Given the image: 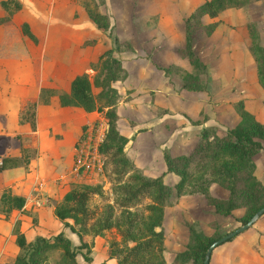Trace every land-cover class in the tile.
Returning a JSON list of instances; mask_svg holds the SVG:
<instances>
[{
	"label": "rangeland",
	"instance_id": "rangeland-1",
	"mask_svg": "<svg viewBox=\"0 0 264 264\" xmlns=\"http://www.w3.org/2000/svg\"><path fill=\"white\" fill-rule=\"evenodd\" d=\"M18 1L19 8L5 9L0 4V100L17 96L22 103L19 123L31 126L30 120H35V115L31 117L30 112H35L37 101H55V105L62 106L59 94L69 92L67 88L74 75L87 72L91 78L101 79L107 54L100 56L111 49L128 71L124 79L113 82L123 95L116 105V129L127 137L124 150L140 167V172L147 175L162 172L164 182L172 187L164 206L162 224L155 227L164 231L165 264H194L190 254H178L187 249L189 253L195 244L192 230L209 237L225 234L247 218L255 196L252 200L244 193V177L236 180L231 190L222 182L210 180L211 175L206 170L198 176L199 172L194 169L200 163L210 165L211 160L208 154L202 153L194 155L187 170L184 191L177 193L174 186L180 175L165 171L163 151L178 155L192 149L206 128L218 136L224 135L241 118L239 103L264 124L261 81L264 72L259 69L264 66V0H240L239 5L226 7L212 17L195 12L205 0ZM90 11L104 15L105 18H100L106 26L92 19ZM6 16L13 20L12 24H3ZM195 16L198 19L195 20ZM187 18H190L188 26L193 51L205 67H192L188 57L179 52L184 44ZM23 21L29 23L37 40L22 34L20 24ZM119 41L121 47L117 48ZM251 46L255 48L258 62ZM31 67L38 68V72L32 73ZM185 71L198 73L204 89L184 88L182 74ZM37 79L44 81L38 92L34 88ZM93 89L97 92L99 87ZM67 106L86 112L80 105ZM97 111H87L89 114L77 133L73 123L50 130L55 142L45 143L57 147L55 175L59 176L57 184L61 186L58 190L60 200L56 204L63 203L64 193L77 183L91 180L96 185L87 202L91 213L84 216L82 223V214L77 215V222L74 217H67L74 231L62 225L74 232V245L80 243L77 232L88 243L87 247L79 249L77 264L85 260L82 251L92 255L100 248L109 253L116 246L121 248L118 260L141 231L144 232L149 215L146 205L151 202L150 197L144 196L134 205H120L118 200L125 196L122 189L134 187L135 182L131 179L132 170L119 176L122 163L117 162L119 154H114L112 148H107L104 172L98 177L82 180L83 176L77 180L69 173L74 145L88 123L96 119ZM2 122L0 120V124ZM19 133L13 137L21 138ZM7 139V134H0V154L4 153ZM109 141L108 138L107 144ZM252 166L256 177L264 184V149L253 154ZM202 180L213 197L233 199L230 213L218 210L202 191L197 190ZM22 213L18 209L6 212L0 202V218L21 220ZM28 219L34 225L38 217L29 214ZM45 226L53 228L47 236L56 233L48 216H45ZM96 240L102 247L94 246ZM4 244L9 246L6 240ZM57 253L58 249H50L40 264H57ZM16 254L9 255L8 260L0 264L12 263ZM151 260L153 257L142 255L128 258L121 264H148ZM210 263L264 264V213L248 228L214 247Z\"/></svg>",
	"mask_w": 264,
	"mask_h": 264
},
{
	"label": "trees",
	"instance_id": "trees-1",
	"mask_svg": "<svg viewBox=\"0 0 264 264\" xmlns=\"http://www.w3.org/2000/svg\"><path fill=\"white\" fill-rule=\"evenodd\" d=\"M241 3L240 0H205L199 6H197L195 12L207 13L209 16H216L221 10L229 6H237ZM0 4L3 8L9 9L19 8L20 2L18 0H0ZM90 16L99 24L101 18H105L99 12L90 11ZM195 20L198 19L196 16ZM3 20H10L9 17H3ZM192 20V19H191ZM190 18L186 19L185 25V38L184 44L179 49L182 55L188 57L192 67H205V63L195 54L191 44V31L188 26ZM22 34L26 35L31 40H37L35 33L31 30L27 21H23L20 24ZM122 42V41H121ZM120 41L117 43V48H120ZM255 59L258 62V56L255 53L254 46H251ZM103 54H107L105 58L103 77L101 79L96 76L91 78L87 72H81L73 76L70 81L69 92H63L59 94L60 105L76 104L82 106L86 111L98 110L102 111L106 122L108 123V129L105 133L104 139L100 145V151L105 159L107 158V148L114 149V154H119L118 161L122 163V169L118 172L119 176H122L125 172L132 170L133 175L131 179L135 182V186L132 188H123L122 192L125 195L118 200L122 206H131L139 202L144 196H148L151 202L146 205L149 210L148 219L145 222L144 232L141 231L138 239L134 240V243L127 247L122 256L117 260L118 264L121 261H125L128 258H138L139 256L146 255L153 257V260L148 264H165L164 259V231L163 229L156 230V226H161L164 206L167 198L170 195L172 187L168 186L163 180V173L156 175H147L138 170L140 168L134 162V159L127 155L124 150V145L127 141V137L121 135L117 131V111L116 105L123 98L122 93L113 84L116 80H122L127 76V69L123 65L121 59L115 56L111 49L105 50ZM264 60V54H263ZM264 72V66L259 67ZM264 86V79H261ZM94 86L99 87V91H94ZM182 86L188 90H201L204 89V83L201 82L200 75L193 73L192 71H185L182 74ZM238 112L240 114V120L237 124L227 129L226 133L222 136H218L215 132L203 129L196 145L184 153L178 155H172L168 150L163 151V158L165 162V171H174L180 175L179 180L175 183V190L177 193L184 191V184L186 182L188 168L194 160V155L202 153V155L208 154L210 156V165L200 163L194 171L199 172L198 176L205 174L203 170H206L210 175V180L219 181L227 185L231 190L234 189L236 180L244 177L243 191L253 200L252 211L247 214V218H244L243 223L246 222L253 213L264 205V184L258 179L253 172L252 156L259 150L264 149V124L258 121L247 109H245L242 103H239ZM31 117H34L35 112H30ZM31 128H35V120H30ZM108 138L110 139L109 143ZM30 148L23 147L22 154L20 156H2L0 157V171L29 163ZM96 190V185L85 182L77 183L73 187L69 188L63 195V203L55 204L54 213L63 222L65 226H69L74 231L73 223L67 220V217H74V222L79 221L78 214H82L80 223L83 222L84 216H88L91 213L88 208V199L92 191ZM198 191H202L206 198L215 205L218 210L230 213L234 201L232 198L227 200L218 199L213 197L208 192L207 183L204 180L200 181V185L197 188ZM1 204L3 209L8 212L12 209H20L25 203V197L18 194H12L9 190L4 189L0 195ZM224 203H227L225 205ZM80 243L74 245L70 238L64 235L63 231H58L53 235L44 236L37 235L33 240H28L23 231L19 228L15 230V242L19 246L20 250L16 254L15 259L9 264H40L41 259L46 258L50 249H58L57 264H77L76 255L79 249L87 247L88 243L83 238L80 232H77ZM195 244L190 248L178 254H190L194 264H203V258L207 247L210 243L218 237H209L199 232L192 230ZM228 240V239H227ZM223 243V242H222ZM221 244V243H220ZM22 250V251H21ZM88 250V249H87ZM121 248L119 246L113 247L109 250V256L118 257ZM21 251V252H20ZM82 256L85 260H91V254L86 251H82ZM159 256L156 261L155 258ZM117 259V258H116ZM56 264V263H54Z\"/></svg>",
	"mask_w": 264,
	"mask_h": 264
},
{
	"label": "crops",
	"instance_id": "crops-1",
	"mask_svg": "<svg viewBox=\"0 0 264 264\" xmlns=\"http://www.w3.org/2000/svg\"><path fill=\"white\" fill-rule=\"evenodd\" d=\"M12 21V19L3 21V24L9 25L12 24ZM31 68L32 73L34 71L38 72V68ZM43 84L42 79L40 81L37 79L35 81V91L38 92V88ZM69 88L70 82L67 91ZM21 108L22 103H20L17 96H8L0 100V120L4 121L0 124V134H7L8 136L3 148L4 153L0 154V157L6 155L20 156L23 147L33 149L29 151V163L0 171V195L6 189L12 194L25 197L24 205L18 209L23 211V219L0 218V263L8 260L9 255L14 257L15 253L20 250L15 242L16 228L23 231L28 240H33L37 235L47 236L46 233L53 228L45 226V216H48V219L50 218L54 224V230H62L64 235L70 238L71 241H76L74 232L63 227V222L54 213L55 204L60 200L58 190L61 186V183L57 184L59 176L55 175L57 169L54 157L57 147H49L45 143L55 142V136L50 133V130L61 129L64 123H73L77 133L80 125L84 122V117H87L89 112H83L67 105H55V101L51 103L37 101L35 106V128L32 129L28 123H19V110ZM97 114H99L98 111ZM2 116L4 117L2 118ZM15 129H21V131H15ZM17 132H20L21 138L13 137L17 136ZM29 214H36L38 217L37 223L34 225L29 223ZM5 240L9 245L8 247L4 244ZM94 246L102 247L100 241L97 240ZM79 264H118V262L114 256H109L106 250L99 248L96 252H93L90 261L82 259V261L79 260Z\"/></svg>",
	"mask_w": 264,
	"mask_h": 264
},
{
	"label": "built area",
	"instance_id": "built-area-1",
	"mask_svg": "<svg viewBox=\"0 0 264 264\" xmlns=\"http://www.w3.org/2000/svg\"><path fill=\"white\" fill-rule=\"evenodd\" d=\"M108 129L104 115H97L93 122L88 123L73 150V161L69 173L77 180L96 178L104 172L105 159L100 151L101 142ZM86 182V181H84ZM88 182L91 183V180Z\"/></svg>",
	"mask_w": 264,
	"mask_h": 264
},
{
	"label": "water",
	"instance_id": "water-1",
	"mask_svg": "<svg viewBox=\"0 0 264 264\" xmlns=\"http://www.w3.org/2000/svg\"><path fill=\"white\" fill-rule=\"evenodd\" d=\"M263 213H264V205L262 207H260L259 209H257L246 222L240 224L239 226L235 227L234 229L226 232L225 234L219 236L217 239L213 240L205 251L204 258H203V264H211L210 263V255H211V252H212L214 247H216L220 243L226 241L227 239L237 235L241 231L248 228Z\"/></svg>",
	"mask_w": 264,
	"mask_h": 264
}]
</instances>
